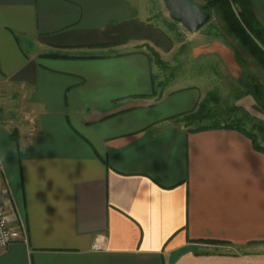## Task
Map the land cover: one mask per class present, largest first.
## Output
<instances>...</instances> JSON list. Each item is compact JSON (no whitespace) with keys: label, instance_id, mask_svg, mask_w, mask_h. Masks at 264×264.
Instances as JSON below:
<instances>
[{"label":"crops","instance_id":"obj_1","mask_svg":"<svg viewBox=\"0 0 264 264\" xmlns=\"http://www.w3.org/2000/svg\"><path fill=\"white\" fill-rule=\"evenodd\" d=\"M146 19L137 0H0V189L20 232L0 264H264V153L177 120L202 91L155 94L167 40Z\"/></svg>","mask_w":264,"mask_h":264},{"label":"rangeland","instance_id":"obj_2","mask_svg":"<svg viewBox=\"0 0 264 264\" xmlns=\"http://www.w3.org/2000/svg\"><path fill=\"white\" fill-rule=\"evenodd\" d=\"M137 1L146 21L167 40L165 48H150L155 94L187 87L202 91L197 104L201 115L188 123L177 120L191 128L237 123L255 132L264 145V69L229 31L219 8L209 7L206 0H189L211 13L209 23L190 33L170 18L163 0ZM245 33L253 50L264 58V44L250 30Z\"/></svg>","mask_w":264,"mask_h":264},{"label":"trees","instance_id":"obj_3","mask_svg":"<svg viewBox=\"0 0 264 264\" xmlns=\"http://www.w3.org/2000/svg\"><path fill=\"white\" fill-rule=\"evenodd\" d=\"M209 7H217L222 12V15L226 21L229 31L236 36L246 47H248L253 54L257 57L258 63L264 69V58L255 50L250 44L248 37L246 36L245 31L250 30L259 40L264 44V29L256 20L252 9L249 4V0H206ZM203 10L207 11L204 7H201ZM51 56L55 57H66L65 55L52 54ZM152 57V55H151ZM201 106H197V109L194 112H187L178 116L177 118H182L186 120H191L189 118L196 117L201 115ZM190 125V124H187ZM226 127L237 129L246 134L247 136L253 138L255 149L264 153V148L257 146L256 140L253 137V134L248 133L244 130L243 126L239 124H212L208 126L196 127L194 130H204L209 128H218Z\"/></svg>","mask_w":264,"mask_h":264},{"label":"water","instance_id":"obj_4","mask_svg":"<svg viewBox=\"0 0 264 264\" xmlns=\"http://www.w3.org/2000/svg\"><path fill=\"white\" fill-rule=\"evenodd\" d=\"M170 18L180 23L188 32L195 33L209 23L211 13L189 0H163Z\"/></svg>","mask_w":264,"mask_h":264},{"label":"built area","instance_id":"obj_5","mask_svg":"<svg viewBox=\"0 0 264 264\" xmlns=\"http://www.w3.org/2000/svg\"><path fill=\"white\" fill-rule=\"evenodd\" d=\"M19 238V230L13 228L7 220V210L4 202V195L0 189V250L5 249L9 244L18 240Z\"/></svg>","mask_w":264,"mask_h":264}]
</instances>
